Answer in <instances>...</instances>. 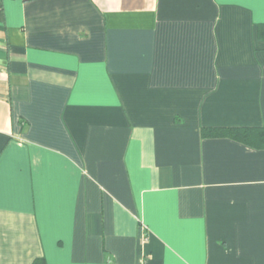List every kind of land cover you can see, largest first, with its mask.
I'll use <instances>...</instances> for the list:
<instances>
[{
  "label": "crops",
  "instance_id": "crops-1",
  "mask_svg": "<svg viewBox=\"0 0 264 264\" xmlns=\"http://www.w3.org/2000/svg\"><path fill=\"white\" fill-rule=\"evenodd\" d=\"M264 0H0V264H264Z\"/></svg>",
  "mask_w": 264,
  "mask_h": 264
},
{
  "label": "trees",
  "instance_id": "trees-1",
  "mask_svg": "<svg viewBox=\"0 0 264 264\" xmlns=\"http://www.w3.org/2000/svg\"><path fill=\"white\" fill-rule=\"evenodd\" d=\"M258 38L264 43V24L258 25ZM204 137H231L236 141L244 144H253L258 148L264 147V128L258 129H241V128H203ZM33 264H47L45 258H37Z\"/></svg>",
  "mask_w": 264,
  "mask_h": 264
}]
</instances>
